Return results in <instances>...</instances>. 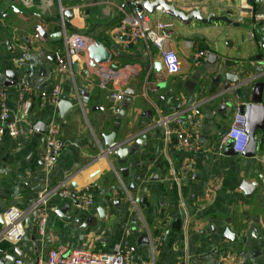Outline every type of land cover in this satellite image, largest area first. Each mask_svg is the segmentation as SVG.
Returning <instances> with one entry per match:
<instances>
[{
	"label": "crops",
	"instance_id": "obj_1",
	"mask_svg": "<svg viewBox=\"0 0 264 264\" xmlns=\"http://www.w3.org/2000/svg\"><path fill=\"white\" fill-rule=\"evenodd\" d=\"M166 1L187 14L198 10L203 18L213 14L235 23L193 19L185 24L161 9L148 13L153 27L172 24L165 47L180 59V70L172 74L149 39L126 48L115 38L122 18L134 11L131 0H0V12L8 14L0 15V79L15 70L29 83L50 90L57 83L54 54L65 45L62 21L68 35L98 39L113 55L110 64L97 70L89 66L87 49L80 54L74 63L79 67L62 80L61 99L73 104L63 118L56 105L40 107L37 95L24 114L17 85L3 87L19 132L0 141V231L6 210L28 209L46 188L66 181L72 197L48 199L45 234L38 233L33 213L25 219L22 240H1L0 264H16L19 258L23 264H38L59 244L70 251L98 253L119 247L137 264H264V150L253 158L228 155L227 143H222L234 112L251 101L254 83L264 80L258 77L264 65V18H258L264 15V0ZM70 11L68 18L65 13ZM36 26L49 36L36 38ZM58 31L63 32L61 39L50 37ZM26 44L30 50L25 66L17 69L14 60ZM199 50L216 59L207 56L196 66ZM154 62H161L160 73L154 72ZM109 69L118 74L108 80V87L132 93L125 94L118 113L107 89L99 86ZM228 72L244 80L240 93L238 85L224 91ZM120 76L125 87L115 83ZM195 104L201 148L191 155L192 172L183 174L189 153L175 134L167 135L163 118ZM53 120L65 147L48 170L42 161L44 133ZM38 124H45L42 133L36 131ZM111 132L122 146L143 135L145 139L121 160L105 149V135ZM256 136L263 146L264 136ZM217 179L221 184L210 197L209 186ZM244 181L255 186L250 194L241 188ZM80 194L93 199L88 210L78 206L75 196ZM65 205L69 209L63 219L58 212Z\"/></svg>",
	"mask_w": 264,
	"mask_h": 264
},
{
	"label": "built area",
	"instance_id": "obj_2",
	"mask_svg": "<svg viewBox=\"0 0 264 264\" xmlns=\"http://www.w3.org/2000/svg\"><path fill=\"white\" fill-rule=\"evenodd\" d=\"M258 18H264L260 14ZM64 31V49H58L54 54L55 68L54 73L57 83L50 90H42L38 84L29 83L25 76L19 77L18 99L21 102V109L24 114H28L35 102L37 95L38 105L42 108L54 106L61 99L62 80L68 72L72 71L73 64L79 58L80 54L85 51L92 43V38L82 33L67 34L65 23L62 21ZM172 24L158 22L153 27L149 21L148 13L138 11L134 8L131 13L125 14L120 25L115 32V38H120L126 48L136 45L143 39H149L160 51L163 64L169 73H176L180 70V59L174 50L167 49L165 44L171 39L169 28ZM39 38V35H36ZM30 50V44L22 45L20 54L15 58L14 63L17 69L25 66L27 55ZM208 56L207 50H199L196 53L194 64L199 66ZM118 71L109 69L106 74H102L99 86L107 89L109 97L112 100V109L115 113L120 112V106L124 100L125 94L120 89L109 88L108 80H113L117 76ZM258 77H264V71ZM255 77V79H258ZM198 105H192L183 111H175L163 118V122L167 127V135L175 134L182 148L189 153L188 159L182 164L181 171L183 174L191 173L193 170L192 154L199 150L201 146L199 141L201 138V125L198 118ZM0 141L6 136H16L19 132L17 121L11 116L8 107V95L5 88H0ZM173 123V127L168 124ZM233 141V150L236 153H242L248 146L250 137L246 131V117L239 111L234 112L227 133L222 139V143ZM65 141L61 138L59 126L53 120L51 121L44 133V150L42 161L46 169L51 170L63 148ZM221 180H215L208 189L210 197L220 186ZM51 197L68 198L72 197V192L67 186V182L63 181L53 187L44 189L38 198L26 210L12 206L2 215L3 229L0 231V241L10 240L19 242L25 237V219L30 214H37L38 233L43 235L46 233L48 225V209L47 201ZM77 204L80 208L88 210L94 205L92 198L86 194L75 196ZM16 264H23V259H17ZM38 264H137L133 263L129 258V252L122 248H115L111 252H93L86 249L69 250L65 244H59L51 248L45 259L40 260ZM153 264V263H138ZM181 264H188L187 261Z\"/></svg>",
	"mask_w": 264,
	"mask_h": 264
},
{
	"label": "water",
	"instance_id": "obj_3",
	"mask_svg": "<svg viewBox=\"0 0 264 264\" xmlns=\"http://www.w3.org/2000/svg\"><path fill=\"white\" fill-rule=\"evenodd\" d=\"M132 6L137 9L138 11L142 12L145 11L149 14H155L157 9H161L169 16H172L180 21H182L185 24H190L193 19L208 24L212 20H219L222 19L230 24H235L232 20H229L225 17L217 18L215 15H210L207 18H203L201 15V12L198 10H194L190 13H185L180 10H178L174 5L168 3L166 0H131ZM254 1V0H252ZM15 12H18L19 10L17 8H14ZM68 18H70L73 14L72 12H66L65 13ZM0 15L7 16L8 14L5 12H0ZM38 35L42 36L43 38H47L49 36V32L45 30L42 26H36L34 28ZM63 36L62 31L56 32V34L50 35L51 38L54 39H61ZM262 45L264 47V39L262 40ZM87 53L89 56V66L99 70L102 64H110L113 60V55L109 51V49L98 39H92V43L87 48ZM209 59H216V56L211 53L208 56ZM75 69L79 67V65L76 63L73 65ZM150 66L148 67V69ZM153 70L156 73H160L162 70V64L161 62H154L153 63ZM264 71V65L259 69V74ZM86 73V72H85ZM226 80L223 84L224 91L230 90L232 85H238L237 92H241V86L244 84V80H240L239 73L235 72H228L225 76ZM19 80V74L17 71H7L5 73V76L3 79H0V88L3 87H9V86H15L17 85ZM125 78L123 76H120L119 79L116 80V84L122 87H125V83H123ZM126 95H131V89L127 88L125 91ZM263 95H264V80L256 81L253 85V93L251 101L248 103H242L239 106V111L243 113L246 117V131L250 137L249 144L247 148L242 152L239 153L242 156L245 157H256L262 149L264 150V145L262 146L260 140H258L256 134L259 132L261 136H264V103H263ZM73 107L72 102H70L66 97L60 99L58 103L55 106V111L60 113L61 118H63L68 111H70ZM45 124H38L36 127V131L38 133H42L44 131ZM116 133L111 132L108 135H105V149L109 151L110 153H113V155L117 156L121 160H125L126 157L133 153V151L140 147V144L142 143L141 140L145 139V136L143 135L140 140H137L130 146H122L118 144L115 140ZM262 146V147H261ZM225 152L228 155H237L238 153L234 152L233 150V141L230 140L227 145L225 146ZM254 185L249 184L247 182H243L241 188L247 193L250 194L253 189ZM69 206L65 205L61 208L60 212L58 214L61 216V218L65 219L63 215L68 211ZM99 212L101 217H103L104 210L102 208H99ZM63 214V215H62ZM35 216L37 214L35 213ZM228 234L230 233L229 230L226 231ZM228 238L231 239L228 235ZM235 238V236H234ZM232 238V240H234Z\"/></svg>",
	"mask_w": 264,
	"mask_h": 264
}]
</instances>
